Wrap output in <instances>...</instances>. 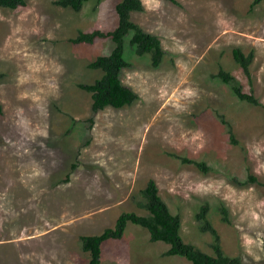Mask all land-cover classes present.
<instances>
[{
	"label": "rangeland",
	"instance_id": "1",
	"mask_svg": "<svg viewBox=\"0 0 264 264\" xmlns=\"http://www.w3.org/2000/svg\"><path fill=\"white\" fill-rule=\"evenodd\" d=\"M26 1L0 6V264H88L80 236L113 227L121 212L146 215L138 203L150 179L179 214L184 242L213 253V237L195 218L207 203L224 253L264 264V0L253 8V0H141L131 19L159 38L165 54L152 67L150 54H134L125 38L132 65L121 81L138 98L96 113L78 84L101 76L87 65L113 42L69 39L80 30H113L120 0H88L79 11ZM234 48L253 51L251 81ZM220 69L261 105L240 101L212 77ZM168 247L128 222L120 239L102 243L99 264L188 263L163 254Z\"/></svg>",
	"mask_w": 264,
	"mask_h": 264
},
{
	"label": "trees",
	"instance_id": "2",
	"mask_svg": "<svg viewBox=\"0 0 264 264\" xmlns=\"http://www.w3.org/2000/svg\"><path fill=\"white\" fill-rule=\"evenodd\" d=\"M88 0H56L55 3L61 7H70L79 11L84 2ZM261 0H253L250 8H253ZM26 0H0V6L9 9H17L26 6ZM143 5L141 0H120L115 10L117 13V24L113 30L103 32L95 29L92 31H78L77 35L69 40L73 43H92L98 37H110L113 42L111 51L106 55H99L87 66L90 69H99L102 74L92 83H79L78 86L89 92L92 103L91 110L96 113L107 106L122 108L131 105L138 97L137 94L121 81V72L124 68H129L132 64L125 57V38L128 37L129 47L132 52L138 56L150 54L151 66L158 67L165 54L160 40L156 35L143 30V28L131 19V13L141 11ZM232 56L235 62L242 68L247 79L251 81L250 64L254 58L253 51L245 54L240 48L232 50ZM3 74L0 73V80ZM212 77L229 85L231 92L240 100L253 105H261L259 100L252 94L244 92L242 86L236 82V79L230 73L220 69ZM0 114H2V105L0 103ZM221 123L226 126L229 140L237 144L230 124L219 116ZM93 122L92 118L89 119ZM170 156L178 158L183 164H193L200 171L208 172L209 166L204 161L195 160L186 156L169 153ZM74 166V165H73ZM249 180L256 181L254 176ZM140 195L142 201L138 203L148 213L139 215L135 212H121L115 220L113 227L105 228L99 234L81 235L80 242L82 250L89 252L88 264H99L101 245L108 239H120L126 229L128 222L145 228L149 233V239L152 242L162 241L169 245L164 251L165 255L184 256L188 260L186 264H244L239 256L225 254L220 244V236L215 227L208 218L209 205L204 203L195 214L199 222V228L202 232L209 233L212 237L211 248L213 253L209 254L195 247L192 244L183 241L179 230L181 226L180 216L172 213L161 198L158 192L157 184L154 180H148L146 186L141 189ZM218 211L221 215V221L230 223L228 209L220 206Z\"/></svg>",
	"mask_w": 264,
	"mask_h": 264
}]
</instances>
